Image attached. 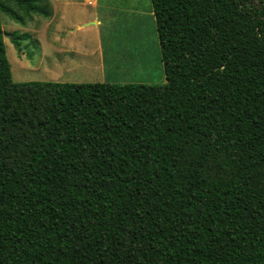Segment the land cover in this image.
I'll return each instance as SVG.
<instances>
[{
  "label": "trees",
  "instance_id": "1",
  "mask_svg": "<svg viewBox=\"0 0 264 264\" xmlns=\"http://www.w3.org/2000/svg\"><path fill=\"white\" fill-rule=\"evenodd\" d=\"M150 2L163 85L14 83L0 25V264H264V0Z\"/></svg>",
  "mask_w": 264,
  "mask_h": 264
},
{
  "label": "rangeland",
  "instance_id": "2",
  "mask_svg": "<svg viewBox=\"0 0 264 264\" xmlns=\"http://www.w3.org/2000/svg\"><path fill=\"white\" fill-rule=\"evenodd\" d=\"M96 1V8L75 4L57 11L55 23L48 28L44 24L48 16L19 10L13 0H0L17 9L22 19L19 22L0 11L11 80L163 85L166 80L150 0ZM34 3L46 7L38 0ZM94 19L99 25L93 24ZM82 21L88 27L66 33L70 23ZM68 36L71 39L64 42L62 38Z\"/></svg>",
  "mask_w": 264,
  "mask_h": 264
},
{
  "label": "crops",
  "instance_id": "3",
  "mask_svg": "<svg viewBox=\"0 0 264 264\" xmlns=\"http://www.w3.org/2000/svg\"><path fill=\"white\" fill-rule=\"evenodd\" d=\"M38 1L42 2L44 4V6H46L48 8L49 15H48L47 21L44 23L45 26L48 28H50L55 23L56 17H57V14H56L57 11H63L64 8L68 7L69 5L78 4L80 6H93L94 8L97 7V1L96 0H92V1L91 0H38ZM58 8H61V9H58ZM150 15H153L152 11L150 12ZM153 19H154V17H153ZM93 21H94L93 22L94 25H99V23H100L99 20H97L95 22V19H94ZM85 27H88V25L86 24L85 21L72 22L66 27L67 28L66 33L70 34L73 32H78V31H81ZM62 39L65 42L66 39H71V38H69V36H68V37H63ZM66 44L71 45L70 43H66ZM101 60H102V57H100L99 63Z\"/></svg>",
  "mask_w": 264,
  "mask_h": 264
}]
</instances>
